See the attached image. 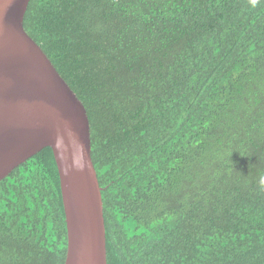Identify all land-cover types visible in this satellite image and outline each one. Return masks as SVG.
I'll list each match as a JSON object with an SVG mask.
<instances>
[{"label": "trees", "instance_id": "trees-1", "mask_svg": "<svg viewBox=\"0 0 264 264\" xmlns=\"http://www.w3.org/2000/svg\"><path fill=\"white\" fill-rule=\"evenodd\" d=\"M84 107L107 264H264V0H30ZM45 148L0 181V264H64Z\"/></svg>", "mask_w": 264, "mask_h": 264}, {"label": "water", "instance_id": "water-1", "mask_svg": "<svg viewBox=\"0 0 264 264\" xmlns=\"http://www.w3.org/2000/svg\"><path fill=\"white\" fill-rule=\"evenodd\" d=\"M30 0H0V181L45 148L65 215L64 264H107L103 204L82 104L23 21Z\"/></svg>", "mask_w": 264, "mask_h": 264}, {"label": "clouds", "instance_id": "clouds-1", "mask_svg": "<svg viewBox=\"0 0 264 264\" xmlns=\"http://www.w3.org/2000/svg\"><path fill=\"white\" fill-rule=\"evenodd\" d=\"M260 183H261V185H264V178H261Z\"/></svg>", "mask_w": 264, "mask_h": 264}]
</instances>
